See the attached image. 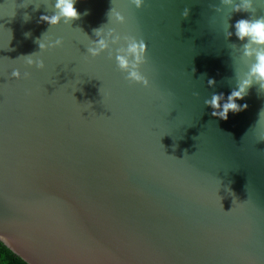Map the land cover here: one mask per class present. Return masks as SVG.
I'll list each match as a JSON object with an SVG mask.
<instances>
[{"label": "water", "instance_id": "water-1", "mask_svg": "<svg viewBox=\"0 0 264 264\" xmlns=\"http://www.w3.org/2000/svg\"><path fill=\"white\" fill-rule=\"evenodd\" d=\"M210 3L113 0L126 23L105 29L145 41V89L87 56L110 0L53 28L54 0H0V242L26 264H264V93L227 121L204 105L245 70ZM40 38L63 41L43 70L22 57Z\"/></svg>", "mask_w": 264, "mask_h": 264}, {"label": "clouds", "instance_id": "clouds-1", "mask_svg": "<svg viewBox=\"0 0 264 264\" xmlns=\"http://www.w3.org/2000/svg\"><path fill=\"white\" fill-rule=\"evenodd\" d=\"M77 0H54L52 15H41L40 23H45L49 28L57 27L61 22L70 24L75 20L81 18L80 13L75 8ZM127 3L140 10L144 7L145 0H127ZM210 10L217 14H223L226 10L228 12V27L224 32L225 39H229L233 35L240 42L231 44L233 50H238L240 61L244 65L242 71L234 70L235 88L227 96L226 102L223 93L213 94L210 99L204 100V105L212 109L211 115L219 120L227 121L228 114H233L245 111L247 104L240 105L236 103L238 100H243L250 88L254 85L258 86V93H264V15L257 16V9H264V3H258V0H218V3H210ZM190 9L185 7L181 13L182 18L189 16ZM245 13L248 14L246 18L238 19L234 24L229 21L233 14ZM26 17V18H25ZM24 17L27 22L30 17L26 14ZM107 23L101 27L94 29L93 33L96 37L91 40L87 47V56L93 59L107 53V59L115 61L117 69L125 74L124 79L130 85H140L145 89L150 88V81L142 72V68L148 64L146 59L147 45L145 41L137 39L133 35L122 34L117 31L116 27H108L105 25H124L126 17L113 5V0H110V9L106 14ZM233 28V31H229ZM30 36V33H25V37ZM39 51L22 56L24 63L29 67H35L37 70H43L45 65L42 59L39 58V53H43L49 49L59 48L63 41L56 39L55 41L36 40ZM13 79H21V73L18 69L11 72ZM29 73H24V78L27 79ZM216 81L214 79L208 80V87H214ZM198 96V93H194ZM91 105V104H90ZM261 112H264L262 110ZM259 113V118L260 114ZM260 119L257 121L259 125ZM264 141V136H260L259 141ZM222 208L223 205L221 204Z\"/></svg>", "mask_w": 264, "mask_h": 264}, {"label": "trees", "instance_id": "trees-1", "mask_svg": "<svg viewBox=\"0 0 264 264\" xmlns=\"http://www.w3.org/2000/svg\"><path fill=\"white\" fill-rule=\"evenodd\" d=\"M0 264H26L0 242Z\"/></svg>", "mask_w": 264, "mask_h": 264}]
</instances>
